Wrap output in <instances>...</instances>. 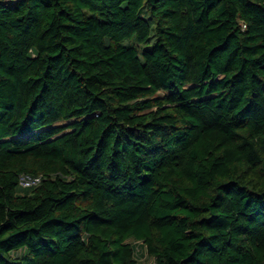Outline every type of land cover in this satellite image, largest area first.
Here are the masks:
<instances>
[{"label": "trees", "instance_id": "obj_1", "mask_svg": "<svg viewBox=\"0 0 264 264\" xmlns=\"http://www.w3.org/2000/svg\"><path fill=\"white\" fill-rule=\"evenodd\" d=\"M132 242L264 264V0H0V264Z\"/></svg>", "mask_w": 264, "mask_h": 264}, {"label": "built area", "instance_id": "obj_2", "mask_svg": "<svg viewBox=\"0 0 264 264\" xmlns=\"http://www.w3.org/2000/svg\"><path fill=\"white\" fill-rule=\"evenodd\" d=\"M41 183L40 176L22 175L19 177V186L22 189L37 187Z\"/></svg>", "mask_w": 264, "mask_h": 264}, {"label": "rangeland", "instance_id": "obj_3", "mask_svg": "<svg viewBox=\"0 0 264 264\" xmlns=\"http://www.w3.org/2000/svg\"><path fill=\"white\" fill-rule=\"evenodd\" d=\"M133 244H135V247L138 248V259L140 260V263L141 264H153V259L148 257L146 254H145V251L143 250V248L140 246V244L138 243H135V242H132ZM140 256V258H139Z\"/></svg>", "mask_w": 264, "mask_h": 264}, {"label": "water", "instance_id": "obj_4", "mask_svg": "<svg viewBox=\"0 0 264 264\" xmlns=\"http://www.w3.org/2000/svg\"><path fill=\"white\" fill-rule=\"evenodd\" d=\"M5 1H10V0H5Z\"/></svg>", "mask_w": 264, "mask_h": 264}]
</instances>
